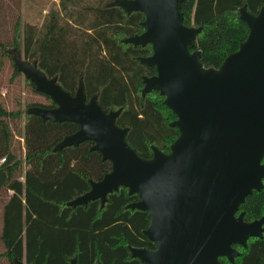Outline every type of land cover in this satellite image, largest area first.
<instances>
[{"label": "trees", "instance_id": "trees-1", "mask_svg": "<svg viewBox=\"0 0 264 264\" xmlns=\"http://www.w3.org/2000/svg\"><path fill=\"white\" fill-rule=\"evenodd\" d=\"M61 0L66 18L47 17L39 31L34 25L22 27L23 56L18 48L20 20L15 22L13 43L0 42L1 55L8 57L14 73V53L26 62L36 61L48 77H56L61 87L74 94L82 79L86 98L97 96L106 111L121 108L116 124L128 127L126 140L143 157L152 155L154 145L164 152L178 135L170 122L176 118L164 103L151 94L142 96V77L156 72L139 61L152 53L150 44L125 43L123 38L143 31L144 14H127L119 6L107 7L112 0ZM264 0H183V24L200 26L193 49L201 52L204 66L218 67L224 58L238 49L246 38L248 27L239 17L243 5L257 13ZM74 9V11L72 10ZM122 36V39H118ZM26 78V77H25ZM29 80L28 78H26ZM30 84L36 90L34 84ZM37 91V90H36ZM47 102H32L25 110H8L0 102V199H5L2 213V239L10 264L14 259L26 264H145L130 255L128 245L154 249L143 233L149 219L147 211L126 205L138 200L119 187L99 199L76 206L67 205L90 189L89 179L97 181L111 169V162L91 149L90 140L61 150L53 147L78 125L72 121H53L27 112L30 106L54 107L55 102L37 91ZM164 100V99H163ZM24 119L23 142L27 168L22 174L14 132ZM264 162V158H263ZM20 176V177H19ZM22 178V179H21ZM12 191L9 195L8 191ZM245 221L264 214V180L239 206ZM264 226V223H263ZM240 252L233 262L219 257L220 264H264V231L262 237H249L246 247L235 245ZM241 248V251L238 249Z\"/></svg>", "mask_w": 264, "mask_h": 264}, {"label": "water", "instance_id": "water-1", "mask_svg": "<svg viewBox=\"0 0 264 264\" xmlns=\"http://www.w3.org/2000/svg\"><path fill=\"white\" fill-rule=\"evenodd\" d=\"M183 0H112L127 14L140 11L143 31L122 39L150 44L152 53L139 61L156 72L142 77V96L156 90L176 118L178 135L164 152L152 145L150 157L140 156L126 140L128 127L116 124L119 109L106 111L97 96L86 98L82 79L74 94L57 78L48 77L36 61L26 62L14 50V64L54 107L30 106L28 113L79 127L53 150L90 140L91 149L111 169L89 179L90 189L67 202L76 206L124 187L138 200L127 208L147 211L143 233L154 249L128 245L130 255L145 264H220L233 262L249 237H262L264 214L245 221L239 206L264 180V4L257 13L239 8L248 34L218 67L204 66L193 49L201 27L183 24ZM15 264H26L14 259ZM70 264H77L76 257ZM95 264H99L97 260Z\"/></svg>", "mask_w": 264, "mask_h": 264}, {"label": "rangeland", "instance_id": "rangeland-1", "mask_svg": "<svg viewBox=\"0 0 264 264\" xmlns=\"http://www.w3.org/2000/svg\"><path fill=\"white\" fill-rule=\"evenodd\" d=\"M61 0H0V42L4 45L13 43L15 22L20 20V38L18 48L23 56L22 27L25 23L35 26L39 31L45 19L52 13L56 17L66 18L61 7ZM90 3H97L92 0ZM74 11V9H72ZM119 36L118 39H122ZM0 49V102L8 110H25L27 104L32 102H47L43 95L34 90L29 80L22 73H14L11 61L8 57L1 55ZM159 104H163L161 96L151 94ZM24 119L20 118L14 132V144L17 147L21 162L22 174L27 168L25 162V148L23 142ZM20 177V176H19ZM22 179V178H21ZM241 251V248L238 247Z\"/></svg>", "mask_w": 264, "mask_h": 264}, {"label": "crops", "instance_id": "crops-1", "mask_svg": "<svg viewBox=\"0 0 264 264\" xmlns=\"http://www.w3.org/2000/svg\"><path fill=\"white\" fill-rule=\"evenodd\" d=\"M1 163V161H0ZM8 194L11 195L12 191H8ZM7 197H5V199H0V264H10L8 257H7V253L6 250L7 248H5V245L3 243V239H2V229H3V222H2V213H3V204L6 202Z\"/></svg>", "mask_w": 264, "mask_h": 264}, {"label": "built area", "instance_id": "built-area-1", "mask_svg": "<svg viewBox=\"0 0 264 264\" xmlns=\"http://www.w3.org/2000/svg\"><path fill=\"white\" fill-rule=\"evenodd\" d=\"M0 161L3 162L4 161V158H1Z\"/></svg>", "mask_w": 264, "mask_h": 264}]
</instances>
